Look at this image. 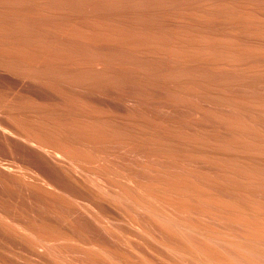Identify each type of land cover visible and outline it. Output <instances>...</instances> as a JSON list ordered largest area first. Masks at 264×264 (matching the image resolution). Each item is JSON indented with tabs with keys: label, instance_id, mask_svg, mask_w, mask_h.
<instances>
[{
	"label": "bare ground",
	"instance_id": "1",
	"mask_svg": "<svg viewBox=\"0 0 264 264\" xmlns=\"http://www.w3.org/2000/svg\"><path fill=\"white\" fill-rule=\"evenodd\" d=\"M0 264H264V0H0Z\"/></svg>",
	"mask_w": 264,
	"mask_h": 264
}]
</instances>
